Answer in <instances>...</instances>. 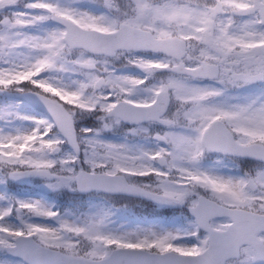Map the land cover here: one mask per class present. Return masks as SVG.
<instances>
[{
  "label": "snow or ice",
  "instance_id": "obj_1",
  "mask_svg": "<svg viewBox=\"0 0 264 264\" xmlns=\"http://www.w3.org/2000/svg\"><path fill=\"white\" fill-rule=\"evenodd\" d=\"M0 264H264V0H0Z\"/></svg>",
  "mask_w": 264,
  "mask_h": 264
}]
</instances>
